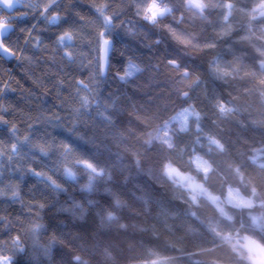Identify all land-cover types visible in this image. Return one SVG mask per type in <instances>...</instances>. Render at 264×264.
<instances>
[{
	"label": "snow or ice",
	"instance_id": "6c2138e0",
	"mask_svg": "<svg viewBox=\"0 0 264 264\" xmlns=\"http://www.w3.org/2000/svg\"><path fill=\"white\" fill-rule=\"evenodd\" d=\"M26 6L28 13L37 17V24L31 30L21 28L19 31L26 34L23 45L18 42L7 41L16 17L11 13L17 5ZM76 0H0V12H7L6 19H0V58L11 56L21 61L35 76V69L41 66V61L50 67L44 68V72L55 76L52 82V89L55 90L60 106L68 110L67 131L72 136L84 143L93 144L97 149L103 147L95 135L85 137L80 131V126L91 119V113H95L106 133L111 139L120 145L127 142L132 134L130 128L117 129L115 127L114 113L117 110H125L121 105V97L109 94L105 98L101 94V85L105 80L114 74L122 84H129L137 80L148 68L135 56L126 55L124 48L116 45L115 34L121 29L130 37L145 40L146 47L154 48L162 44L159 37H149L147 31L141 28L135 20L125 16L129 8L133 9L135 15L147 25L158 27L165 20L171 19L173 24L165 25L172 40L192 54H199L212 51L217 48L218 41L231 36L234 28L231 18L233 16V0H91V7L94 15L88 17L81 14L75 7ZM218 13V29L214 28V38H204L202 33L206 25L211 24V15ZM249 15L252 19L264 17V0H259ZM20 18H23L20 17ZM43 28H38L40 22ZM199 22L200 30L195 29ZM188 25L189 27H184ZM55 30L54 39L49 44L40 33ZM255 33L242 35L241 42H247L257 56L254 67L249 68L243 57L234 56L233 60L225 61L222 56L215 55L209 64V71L212 76L225 83L236 79H250L257 85V94L264 102V46H256L253 42ZM31 53V54H29ZM113 53L123 56L125 63L122 67L116 68L112 63ZM160 61L151 65L148 85L157 83L161 73L168 76V83L171 85V93L183 103L173 109L175 113L147 133L146 145H159L170 151H181L187 157L189 165L198 170L201 175H206L212 164L205 158L199 149L207 147L208 152H225L226 145L222 139L209 131L204 120L207 113L198 108L193 100V93L202 90L205 98L215 111L217 121L231 119L240 111V108L233 102L236 97L228 100L213 95H207L205 83L200 74L175 55L164 56ZM72 66L77 70H86V78L72 77L66 72V68ZM55 72H52V69ZM15 82L8 78L5 80L0 76V123L8 126L11 133L7 140L0 139V177H5L7 182L0 180V200L8 201L9 205L20 204L22 213L12 216L8 209L0 207V264H11L12 256L24 251L19 229L26 228L31 235L34 245L38 248L39 254L49 255L52 247L62 241H58L53 235L46 245L40 244V238L44 225L40 222V215L48 206V200L41 193L37 197L35 193L30 199L22 195L21 181L24 176H33L40 185H43L50 194L58 196L67 191L65 182L79 185L82 192L91 193L96 190L97 183L103 180L105 183L110 179V170L100 163L98 153H84L79 151L72 143L66 140H59L49 133L34 135L36 123L47 124L54 127L64 126V122L58 113L51 115L44 110H38L35 115L20 110L16 118L25 125L19 127L16 120L5 119L8 112H16L12 106H5L3 103L9 91H15ZM34 83H37L47 91L43 76H36ZM67 88L68 96L65 97L62 89ZM250 89L245 88L247 95ZM32 94L28 92V96ZM132 115L140 119L146 113L140 108H132ZM216 123V122H214ZM253 124L264 125V119H254ZM181 136H191L192 143L181 145ZM99 142V143H98ZM260 153L252 156L251 162L258 163ZM122 159L118 157V160ZM47 160L48 164H45ZM37 165L38 167H33ZM264 167V164H259ZM39 168V170H38ZM8 170L12 173H19L20 179L13 180L7 175ZM235 173L243 180V173L240 167L234 169ZM163 174L170 179H178L190 193L193 203L198 197L206 199L215 208L217 213L227 221L233 217L225 211L224 204H231L234 208L252 209L254 206L264 207V200L257 198L256 190H251V199L243 198L237 189L231 187L227 190L224 200L220 197L204 192L202 185L196 183L182 173L171 163L163 169ZM60 177L63 179L61 180ZM83 177V181H81ZM114 207L119 208L123 202L115 195ZM254 200L257 201L254 204ZM95 203L88 200V205ZM73 216H80L86 213L87 209L79 201L73 200L70 207L62 209ZM195 216V212H191ZM27 221V224H25ZM106 225L118 224L117 216L109 212L104 216ZM209 231L215 237L216 248L227 247L232 257L244 261L245 264H261L264 258V217L249 213V228L244 232H237L232 229L225 230L216 224L207 225ZM13 233H16L13 235ZM7 250L12 255L3 254ZM107 255V253H106ZM148 255L152 257V264H169V258L160 256L158 253L149 250ZM79 260V258H77Z\"/></svg>",
	"mask_w": 264,
	"mask_h": 264
},
{
	"label": "trees",
	"instance_id": "16d2710c",
	"mask_svg": "<svg viewBox=\"0 0 264 264\" xmlns=\"http://www.w3.org/2000/svg\"><path fill=\"white\" fill-rule=\"evenodd\" d=\"M35 2V0H33ZM259 0H233L234 9L231 21L233 23V32L231 36L218 41V47L215 50V55H220L225 61L233 60L234 56L243 57L245 63L252 68L257 62V56L253 47L247 42H241L240 37L246 34L255 33L253 42L256 46H264V17H257L252 19L249 15L252 8L256 6ZM76 9L88 17L94 15V10L91 7V0H76ZM28 8H23L12 15L16 17V21L12 24L15 31L7 39L9 44L17 42L23 45V39L26 37L25 33L20 32L21 28L31 30L33 25L37 24V17L28 13ZM8 13L0 12V19H6ZM23 18H20L22 17ZM212 23L205 26L202 36L204 38H214V28L218 29V13L213 12L211 15ZM41 21L38 28H43ZM195 30H200L199 22H197ZM55 30L45 31L40 33L42 37L50 44L54 39ZM120 46V48H125ZM31 54V53H29ZM162 55H175L174 46H169L161 50ZM120 56V55H119ZM123 57V56H121ZM115 62V61H114ZM186 62L196 63L190 59ZM50 67L41 61V66L35 69V76L32 72L21 62L16 59L6 61L0 58V76L5 80L18 82L13 86L15 91H9L3 100L5 106H12L17 109L16 112H8L5 114V119L16 120V123L21 129L25 127L18 119L20 110L30 112L33 115L38 110H44L51 115L53 112L59 114L64 122V126L54 127L47 124L36 123L34 128V135H43L45 132L51 136L66 140L72 143L79 151L84 153L91 152L96 148L93 144L84 143L83 141L72 136L67 131L68 110L60 106V101L57 99L55 90L52 89V82L55 76L46 74L44 68ZM119 68L118 65H115ZM56 70L53 68L52 72ZM66 72L72 77L86 78V70H77L72 66L66 68ZM36 76H43L44 83L47 85V91L37 83H34ZM166 77H159L157 83L161 84L165 89H171L170 83L165 84ZM141 83H144L141 81ZM210 81H206L208 96H219L224 100L236 97L233 101L240 111L231 119L226 121H217V116L213 108H206L207 117L204 120L205 127L218 135L226 145L225 152H208L207 147L199 149L205 158L213 164L215 172L210 177L208 184L212 192L224 200L227 195L229 187L237 189L240 195L245 199H251V190L255 188L257 198L264 200V167L259 164H264V125L253 124L254 119H264V102L261 101L257 94V85L255 81L250 79H236L227 83L217 80V83L222 85V88L210 86ZM245 88L250 89L247 95L244 94ZM68 89H62L65 97L68 96ZM117 91L115 85L109 87L108 85H101V94L107 97L109 94ZM28 92L32 95L28 96ZM198 96H205L202 90L197 91ZM199 108V107H198ZM178 110V108L176 109ZM175 114L173 111L169 115ZM91 119L87 120L86 124L80 126V131L84 134V128H91L97 124L99 117L95 113H91ZM167 118V117H166ZM216 122V123H214ZM11 135L8 126L0 123V139L7 140ZM85 135V134H84ZM92 135H85L90 137ZM181 145L191 144V136H181L179 138ZM99 143V142H98ZM257 152L260 153L258 163L253 164L251 158ZM45 164L51 167V164L45 160ZM33 167H38L33 165ZM240 167L243 173V180L235 173L234 169ZM39 170V168H38ZM7 175H10L13 180H19V173H12L8 170ZM0 180L7 182L5 177H0ZM22 195L30 199L35 193L37 197L43 193L47 198L48 204L51 203L50 194L43 185H40L33 176H24L21 181ZM65 187H67L65 185ZM63 201L64 197L59 194L54 196ZM257 201L254 200V204ZM225 211L233 217L232 221H227L221 217L215 208L205 201H202L200 207L188 206H172L166 201L152 204L154 209L158 208V214L155 217L148 218L145 223L150 227L147 233H133L130 236H123L108 229V236L97 234L94 244L103 245L111 243L115 245H122L124 241H134L131 248V255L139 257H150L149 250L158 253L160 256L169 258V264H236L237 260L232 257L231 251L227 247L216 248L215 251H209L215 247V237L209 231L207 225L212 223L228 230L232 229L237 232H244L249 228V213L264 217V207L254 206L252 209L248 208H234L232 205L225 203ZM0 207L8 209V213L12 216L22 213L20 204L9 205L8 201L0 200ZM70 207V205H66ZM191 212L196 215L192 216ZM67 236L71 235V230L65 233ZM71 242V241H70ZM65 252V256H67ZM22 257L17 256L15 264H20ZM33 264H39V261H34Z\"/></svg>",
	"mask_w": 264,
	"mask_h": 264
},
{
	"label": "clouds",
	"instance_id": "9594fccd",
	"mask_svg": "<svg viewBox=\"0 0 264 264\" xmlns=\"http://www.w3.org/2000/svg\"><path fill=\"white\" fill-rule=\"evenodd\" d=\"M7 2L10 3L11 0ZM125 16L135 20L141 28L148 32L150 38L159 37L163 41L162 44L149 48L146 47L145 40L132 38L122 29L115 34L117 47L126 45L124 48L126 55L135 56L148 68V71L141 77L129 84H122L114 74L109 76L104 83L109 87L116 86L117 91L112 94L121 97V105L125 109L114 113L115 127L117 129L130 128L132 134L128 136L124 145H120L111 139L109 133L105 132L101 121L91 128L83 129L85 135H95L103 145L102 148H94L88 154L98 153L100 163L110 170V179L107 183L103 180L99 181L96 190L91 193L82 192L79 185L75 183L65 182L67 191L61 193L64 197L63 201L52 196V202L42 210L40 215V222L44 225L40 244L46 245L53 235L62 243H56L49 255H40L26 228H20L24 251L12 256L11 264H15L18 255L22 257L20 264H33L34 261H39V264H152V257L130 254L134 241L126 240L122 245L94 244L97 234L108 236V229L123 236L149 232L151 226L145 221L158 214V208L152 207L154 203L166 201L172 206L186 205L189 208L193 206L198 208L202 201H205L211 205L206 197H198L194 204L190 191L178 179L166 177L163 169L171 163L182 175L202 185L205 193L215 195L208 184L215 172L213 164L210 162L212 164L210 171L206 175H201L198 170L189 165L183 152L170 151L155 144L146 145L145 138L147 133L153 131L173 109L183 103L171 93V89H165L159 83L148 85L151 65L160 61L163 68L161 58L166 55H162L161 50L170 45L174 46L175 56L181 59L185 66L198 72L204 83L210 81V86L222 88V85L217 83L209 71L210 61L214 58L217 48L199 54H192L189 50L186 54V50L172 40L168 31L163 30L165 25L173 24L171 19L165 20L158 27H152L151 25L146 26V22L137 17L131 8ZM184 27L189 26L184 25ZM190 30L196 31L191 28ZM189 59L198 62L199 66L196 63L186 62ZM112 63L120 68L125 63V59L113 53ZM161 76L166 77L164 83L167 84L168 76L163 72ZM193 100L195 105L205 113L206 108H212L208 99L205 96H198L197 91L193 93ZM133 107L142 109L146 115L140 119L136 118L131 114ZM118 157L122 159L118 160ZM60 179L63 178L60 177ZM83 179L81 177V181ZM113 194L123 202L119 208L114 207ZM90 199L95 201L91 206L88 205ZM73 200L79 201L87 209L83 217L73 216L62 210L66 205H71ZM109 212L118 217V224L109 226L104 223L103 218ZM68 230H71L70 236L65 234ZM3 254L12 255L7 250ZM236 264H245V262L237 260Z\"/></svg>",
	"mask_w": 264,
	"mask_h": 264
},
{
	"label": "water",
	"instance_id": "95a60500",
	"mask_svg": "<svg viewBox=\"0 0 264 264\" xmlns=\"http://www.w3.org/2000/svg\"><path fill=\"white\" fill-rule=\"evenodd\" d=\"M22 8H23V6L20 5V4H18V5H17V8L14 9V10L12 11L11 15L16 14V12L20 11ZM5 12H6V11H5ZM12 29H13V31H11V32L9 33L7 39L10 38V35L15 31V27L12 26ZM0 39H3V38H0ZM3 59H5L6 61H8V60H12L13 58H12L11 56H7V57H3Z\"/></svg>",
	"mask_w": 264,
	"mask_h": 264
},
{
	"label": "rangeland",
	"instance_id": "374dc122",
	"mask_svg": "<svg viewBox=\"0 0 264 264\" xmlns=\"http://www.w3.org/2000/svg\"><path fill=\"white\" fill-rule=\"evenodd\" d=\"M229 205H231V204H229ZM261 264H264V258H262V260H261Z\"/></svg>",
	"mask_w": 264,
	"mask_h": 264
}]
</instances>
